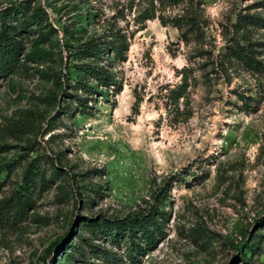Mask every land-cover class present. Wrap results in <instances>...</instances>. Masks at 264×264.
<instances>
[{"label":"rangeland","instance_id":"1","mask_svg":"<svg viewBox=\"0 0 264 264\" xmlns=\"http://www.w3.org/2000/svg\"><path fill=\"white\" fill-rule=\"evenodd\" d=\"M15 8L24 53L0 79V202L34 203L0 225V264H264V0L168 11L189 8L194 31L158 19L141 30L139 0H0ZM112 30L126 36L124 60L75 54ZM232 38L254 44L261 71L225 58ZM87 65L117 84L83 76L99 91L84 108L74 87ZM152 208L166 220L142 256L91 231Z\"/></svg>","mask_w":264,"mask_h":264},{"label":"trees","instance_id":"2","mask_svg":"<svg viewBox=\"0 0 264 264\" xmlns=\"http://www.w3.org/2000/svg\"><path fill=\"white\" fill-rule=\"evenodd\" d=\"M194 0H139L141 10L135 18V22L144 29L147 21L158 19L163 25L172 23L180 31L188 28L190 31L198 28L197 15L189 8L182 9V14H176L173 18L168 15V11L178 8L181 5L193 4ZM20 9H11L6 12L0 11V79L7 78L15 73L20 65L21 56L24 53L23 42L12 33L16 29L12 24H8L9 16H17L21 13V17L25 14ZM242 22L245 24L255 20L254 16H242ZM29 19L25 20L28 22ZM12 22V20H10ZM23 22V23H25ZM254 44L243 43L240 38H232L229 46L226 48L225 58L228 60H236L243 63L251 70L261 71L263 64L255 57L256 51L253 49ZM127 50V39L120 31L112 30L108 35L90 40L83 44L75 51V54H81L79 58L95 57L103 59L101 56H107L113 53L115 58L124 60V52ZM83 72V73H82ZM85 76L88 80L92 78L99 85L110 87L117 84L114 75L103 66H83L79 67L75 78V90L83 92L86 96L81 98L76 96L74 99L78 106L87 108L88 100L93 93L99 92L95 86H92L88 80L83 79ZM184 85H179L173 90L175 101L178 102L182 96ZM73 100V101H74ZM33 196L29 193L12 196L0 202V225L8 221L18 223L22 221L28 214L29 209L33 207ZM166 218L164 213L158 208H152L148 213L127 217L124 219L100 220L91 224V231L94 234L104 233L112 241L124 239L128 243L129 251L144 255L154 250L162 235L161 220ZM163 222V221H162Z\"/></svg>","mask_w":264,"mask_h":264}]
</instances>
